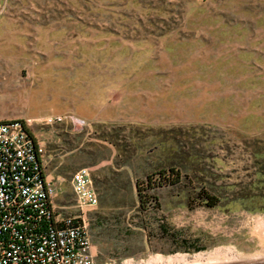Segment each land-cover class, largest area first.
Wrapping results in <instances>:
<instances>
[{
  "label": "rangeland",
  "instance_id": "rangeland-1",
  "mask_svg": "<svg viewBox=\"0 0 264 264\" xmlns=\"http://www.w3.org/2000/svg\"><path fill=\"white\" fill-rule=\"evenodd\" d=\"M65 114L88 124L39 122ZM16 118L35 120L47 171L67 177L63 211H77L72 174L90 169L99 264L219 246L253 253L264 0H0V120ZM169 167L180 184L146 186ZM202 189L220 202L205 205Z\"/></svg>",
  "mask_w": 264,
  "mask_h": 264
},
{
  "label": "built area",
  "instance_id": "built-area-1",
  "mask_svg": "<svg viewBox=\"0 0 264 264\" xmlns=\"http://www.w3.org/2000/svg\"><path fill=\"white\" fill-rule=\"evenodd\" d=\"M34 121L0 120V264H99L90 211L100 197L92 173L81 167L72 174L77 211H63L56 199L67 177L47 171L50 155ZM61 121L88 124L71 114L39 119Z\"/></svg>",
  "mask_w": 264,
  "mask_h": 264
},
{
  "label": "bare ground",
  "instance_id": "bare-ground-1",
  "mask_svg": "<svg viewBox=\"0 0 264 264\" xmlns=\"http://www.w3.org/2000/svg\"><path fill=\"white\" fill-rule=\"evenodd\" d=\"M252 233L257 237V247L253 253H244L235 246H219L209 251H200L194 255L175 253L171 255H153L145 262L127 260L123 264H247L264 261V215L251 217Z\"/></svg>",
  "mask_w": 264,
  "mask_h": 264
},
{
  "label": "trees",
  "instance_id": "trees-1",
  "mask_svg": "<svg viewBox=\"0 0 264 264\" xmlns=\"http://www.w3.org/2000/svg\"><path fill=\"white\" fill-rule=\"evenodd\" d=\"M158 177H156L155 180H153V177L150 176L149 174L147 175L146 179V186H152V183L155 185H163V184H180L182 182L183 176L180 171V169H174L173 167H169L168 170L163 169V172L160 171L158 173ZM142 184L144 182H140L139 179L137 178V189H138V195H139V201H140V206L141 209H146V204L148 201L144 200L143 195L147 196V192L143 193V190H146V187H142ZM199 198L203 201V203L209 207L216 206L220 202V198L214 194L210 193L209 191L206 190H201L198 192ZM163 231L167 232V225L163 224L162 225Z\"/></svg>",
  "mask_w": 264,
  "mask_h": 264
},
{
  "label": "water",
  "instance_id": "water-1",
  "mask_svg": "<svg viewBox=\"0 0 264 264\" xmlns=\"http://www.w3.org/2000/svg\"><path fill=\"white\" fill-rule=\"evenodd\" d=\"M247 264H264V261L252 262V263H247Z\"/></svg>",
  "mask_w": 264,
  "mask_h": 264
},
{
  "label": "crops",
  "instance_id": "crops-1",
  "mask_svg": "<svg viewBox=\"0 0 264 264\" xmlns=\"http://www.w3.org/2000/svg\"><path fill=\"white\" fill-rule=\"evenodd\" d=\"M51 175H55L52 171H48Z\"/></svg>",
  "mask_w": 264,
  "mask_h": 264
},
{
  "label": "flooded vegetation",
  "instance_id": "flooded-vegetation-1",
  "mask_svg": "<svg viewBox=\"0 0 264 264\" xmlns=\"http://www.w3.org/2000/svg\"><path fill=\"white\" fill-rule=\"evenodd\" d=\"M202 190H204V189H202ZM201 191V190H200ZM199 197V196H198Z\"/></svg>",
  "mask_w": 264,
  "mask_h": 264
}]
</instances>
